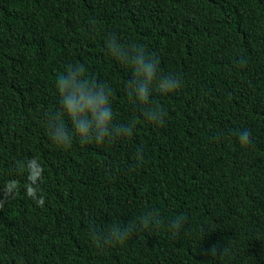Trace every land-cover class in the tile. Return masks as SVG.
<instances>
[{"label": "trees", "instance_id": "trees-1", "mask_svg": "<svg viewBox=\"0 0 264 264\" xmlns=\"http://www.w3.org/2000/svg\"><path fill=\"white\" fill-rule=\"evenodd\" d=\"M112 34L180 79L150 94L163 126L128 96ZM78 65L133 134L81 144L64 116L72 146L53 142ZM144 216L160 224L105 243ZM0 264H264V0H0Z\"/></svg>", "mask_w": 264, "mask_h": 264}, {"label": "clouds", "instance_id": "clouds-1", "mask_svg": "<svg viewBox=\"0 0 264 264\" xmlns=\"http://www.w3.org/2000/svg\"><path fill=\"white\" fill-rule=\"evenodd\" d=\"M108 49L110 54L130 65L133 72V79L128 82V96L137 104L143 105V115L156 126H163L166 110L163 106H152L150 94L155 89L157 92L167 95L181 87L179 78L172 74H160V59L146 53L144 45L130 44L123 45L118 42L115 34L108 38ZM67 76L61 75L57 78L56 90L60 97L63 112L60 115L51 117V139L62 150L70 149L73 137L67 134L64 116L71 121L75 136L81 144H101L106 140L111 141L116 137L130 136L134 122L129 125L113 124V109L111 106V88L107 84H97L90 81L82 66H76ZM241 146L251 143L250 133L245 130L239 134ZM29 163H33L30 161ZM182 219L178 217L173 226L176 230L182 227ZM159 219L153 220L144 216L136 224L129 222L127 226L120 227L113 225L105 243L122 241L127 239L137 227H157ZM212 255L216 254L215 246L211 250Z\"/></svg>", "mask_w": 264, "mask_h": 264}, {"label": "bare ground", "instance_id": "bare-ground-1", "mask_svg": "<svg viewBox=\"0 0 264 264\" xmlns=\"http://www.w3.org/2000/svg\"><path fill=\"white\" fill-rule=\"evenodd\" d=\"M126 44H127V43H126ZM122 79H123V78H122ZM118 81H119V80H118ZM129 81H130V80H129ZM129 81H128V82H129ZM120 82L122 83V80H121ZM118 84H119V83H118ZM115 86H117V85H115ZM119 108H120V107H119ZM119 108H118V109H119ZM120 109H121V108H120ZM132 110H133V109H132ZM117 111H118V110H117ZM119 111H120V110H119ZM128 112H129V111H128ZM115 113H116V112H115ZM121 113H122V112H121ZM121 113H120V114H121ZM116 114H117V113H116ZM116 114H114V115H116ZM128 116H129V115H128ZM113 117H114V116H113ZM115 117H116V116H115ZM115 117H114V118H115ZM117 117H118V115H117ZM122 117H123V116H122ZM126 117H127V116H126ZM114 118H113V119H114ZM131 118H132V116H131ZM118 120H119V118H118ZM118 120H116V121H118ZM127 120H128V119H126L125 121H127ZM131 120H132V119H131ZM119 121H120V124H121V120H119ZM129 122H130V121H129ZM129 122H128V123H129ZM131 122H132V121H131ZM122 123H123V120H122ZM126 124H127V123H126ZM129 124H130V123H129ZM129 124H128V125H129ZM122 125H123V124H122ZM135 131H137V130H134V132H135ZM140 131H141V130H140ZM140 131H138V132H140ZM144 132H145V131H144ZM135 133H136V132H135ZM132 134H133V133H132ZM145 134H146V133H145ZM137 135H138V134H137ZM137 135H136V136H137ZM132 137H133V135H132ZM141 137H142V136H141ZM145 137H146V136H145ZM137 138H139V137H137ZM137 138H136V139H137ZM142 138H143V137H142ZM139 139H140V138H139ZM130 140H131V139H130ZM130 140H129V141H130ZM142 140H143V139H142ZM144 140H145V139H144ZM144 140H143L141 143L144 144ZM140 141H141V140H140ZM146 141H147V140H146ZM131 142H132V140H131ZM129 143H130V142H129ZM133 143H134V142H133ZM133 143H132V144H133ZM147 143H148V142H147ZM122 145H123V144H122ZM138 145H140V144H138ZM136 147H137V146H136ZM136 147H135V148H136ZM141 148H142V147H141ZM141 148H140V150H141ZM133 149H134V148H133ZM135 151H136V149H135ZM143 151H144V150H143ZM132 152H133V151H132ZM136 152H137V151H136ZM145 152H146V151H145ZM134 153H135V152H134ZM138 153H139V151H138ZM138 153H137V154H138ZM132 154H133V153H132ZM137 154L135 153L134 155H137ZM140 156H141V155H140ZM133 159H134V158H133ZM136 159H137V158H136ZM140 160H141V159H140ZM132 161H133V160H132ZM137 161H139V160H137ZM107 162H108V161H107ZM141 162H142V161H141ZM139 163H140V162H139ZM164 180H165V179H164ZM167 180H168V179H167ZM177 232H179V231H177ZM177 232L175 231V233H177ZM180 233H182V232H180ZM178 234H179V233H178ZM190 235H192V234H190ZM182 236H183V235H182ZM186 236H187V234H186ZM186 236H185V238H186ZM193 236H194V235H193ZM189 237H191V236H189ZM187 239H188V238H187ZM189 239H190V238H189ZM146 245H147V244H146ZM146 245H145V246H146ZM148 246H149V245H148ZM150 247H151V246H150ZM150 247H149V248H150ZM147 248H148V247H147Z\"/></svg>", "mask_w": 264, "mask_h": 264}]
</instances>
